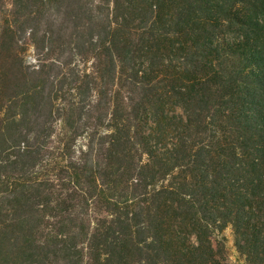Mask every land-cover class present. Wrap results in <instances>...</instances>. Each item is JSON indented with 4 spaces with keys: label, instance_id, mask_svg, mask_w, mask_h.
Instances as JSON below:
<instances>
[{
    "label": "trees",
    "instance_id": "1",
    "mask_svg": "<svg viewBox=\"0 0 264 264\" xmlns=\"http://www.w3.org/2000/svg\"><path fill=\"white\" fill-rule=\"evenodd\" d=\"M264 264V0H0V264Z\"/></svg>",
    "mask_w": 264,
    "mask_h": 264
},
{
    "label": "rangeland",
    "instance_id": "2",
    "mask_svg": "<svg viewBox=\"0 0 264 264\" xmlns=\"http://www.w3.org/2000/svg\"><path fill=\"white\" fill-rule=\"evenodd\" d=\"M214 245L219 250V254L230 264H242V258L237 251L234 242V232L231 226L225 227L214 237Z\"/></svg>",
    "mask_w": 264,
    "mask_h": 264
}]
</instances>
